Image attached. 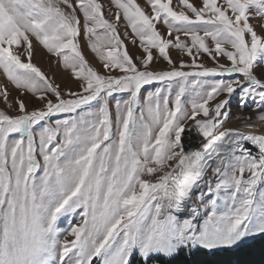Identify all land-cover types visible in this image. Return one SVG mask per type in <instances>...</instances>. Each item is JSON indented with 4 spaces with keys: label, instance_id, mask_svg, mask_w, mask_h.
I'll list each match as a JSON object with an SVG mask.
<instances>
[{
    "label": "snow or ice",
    "instance_id": "1",
    "mask_svg": "<svg viewBox=\"0 0 264 264\" xmlns=\"http://www.w3.org/2000/svg\"><path fill=\"white\" fill-rule=\"evenodd\" d=\"M145 4L0 0V264H191L264 238V131L224 129L264 128V0Z\"/></svg>",
    "mask_w": 264,
    "mask_h": 264
},
{
    "label": "rangeland",
    "instance_id": "2",
    "mask_svg": "<svg viewBox=\"0 0 264 264\" xmlns=\"http://www.w3.org/2000/svg\"><path fill=\"white\" fill-rule=\"evenodd\" d=\"M101 2L105 3V5L107 6V0H101ZM137 2L142 7H145L146 11H150V9H148L146 4H145V0H137ZM197 2H198V0H197ZM178 5H179V0H173V6L176 7L177 10H179ZM106 15H107V13H106ZM253 23L255 24L256 21H253ZM157 27L162 32H164L165 28H164L163 24H158ZM120 31L123 34V31H124L123 24H121V26H120ZM258 31H259V29H258ZM129 35L131 36L130 32H129ZM122 38H123V35H122ZM81 42H82V44L84 43L83 37L81 38ZM125 43L128 44L129 51L131 54H133L134 57L139 54L138 48L133 47L130 43H128V41H125ZM83 51H84L86 58L92 63V65L96 68H99L98 61L94 58V54L91 53V51L89 50V48L86 45L83 47ZM171 54H172L174 59L182 58L184 60H188L187 56L180 57L179 54L174 49L171 51ZM32 62L34 64H36L37 66H39L42 69V71H44L45 74L49 77V79H51L54 83L60 85V88L62 91L66 92L68 89H71L73 91L79 90L78 82L72 78L70 71L66 70L62 63L57 62L56 57L48 54L46 52V50L43 49L39 45H37V47H36V51H35V54L32 58ZM203 62L205 63L206 66H209V67L214 66L212 60L209 59L207 56L203 57ZM221 63H227V61L222 58ZM153 67L161 69V68H166L167 65L163 60H158L157 62H155L153 64ZM208 80L210 82L211 77H209ZM3 81H4V77L2 76V74H0V82H3ZM9 88H10V90H12L11 85H9ZM12 94H13V96L16 95L14 90L12 91ZM236 104H237V98H236V96H234L232 98V102H231V108H232L234 114H239V115L250 114L251 104H249V108L243 110V112H241V110L236 107ZM31 106L32 105L30 104V107ZM37 106H38V104H37ZM3 108H4V104L2 102H0V109H3ZM65 115L66 114H61L60 116L54 117V119L65 118ZM114 117H115V113L113 111V118ZM227 128H238L241 131H245V132L264 131V128H262L261 126H259L258 124H255V123H254V127L248 128L243 122L238 121L236 119L235 115H233V117L231 119H229L224 124V129H227ZM192 135H193L192 133H186L185 134L186 146H187V137L192 136ZM196 146L197 145H194V146L192 145V147H196ZM79 222H80L79 210H77V212H75V213L68 214L64 217H61V219L58 221V226H59L61 233H62L61 239L67 238V239L71 240L72 237L67 235V230L69 229L70 224H76ZM93 264H101V262L99 259H95Z\"/></svg>",
    "mask_w": 264,
    "mask_h": 264
},
{
    "label": "trees",
    "instance_id": "3",
    "mask_svg": "<svg viewBox=\"0 0 264 264\" xmlns=\"http://www.w3.org/2000/svg\"><path fill=\"white\" fill-rule=\"evenodd\" d=\"M191 264H264V238L235 251L222 250L213 255L197 253Z\"/></svg>",
    "mask_w": 264,
    "mask_h": 264
},
{
    "label": "bare ground",
    "instance_id": "4",
    "mask_svg": "<svg viewBox=\"0 0 264 264\" xmlns=\"http://www.w3.org/2000/svg\"><path fill=\"white\" fill-rule=\"evenodd\" d=\"M196 145V144H193V146Z\"/></svg>",
    "mask_w": 264,
    "mask_h": 264
}]
</instances>
